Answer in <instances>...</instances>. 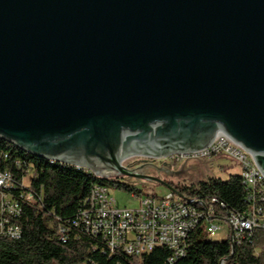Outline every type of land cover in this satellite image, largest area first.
Listing matches in <instances>:
<instances>
[{"label":"water","instance_id":"1","mask_svg":"<svg viewBox=\"0 0 264 264\" xmlns=\"http://www.w3.org/2000/svg\"><path fill=\"white\" fill-rule=\"evenodd\" d=\"M219 137L264 176V0H0L4 142L177 194L122 162Z\"/></svg>","mask_w":264,"mask_h":264},{"label":"trees","instance_id":"2","mask_svg":"<svg viewBox=\"0 0 264 264\" xmlns=\"http://www.w3.org/2000/svg\"><path fill=\"white\" fill-rule=\"evenodd\" d=\"M19 164H16V162ZM0 172L11 174V193L19 201L21 213L14 220L21 235L18 240L0 238V264H170L169 251L156 248L141 260L123 254L110 256L101 238L80 235L72 222L85 205L94 185L128 186L101 179L84 169L49 163L27 154L0 139ZM28 177V184L23 180ZM187 197L212 196L225 204L226 211L245 208L246 189L239 175L227 181L209 178L193 185H171ZM33 195L34 203L25 200ZM69 227L65 242L58 231ZM264 264V230L255 229L250 239L232 248L227 241H214L198 226L189 236L186 255L172 264Z\"/></svg>","mask_w":264,"mask_h":264},{"label":"built area","instance_id":"3","mask_svg":"<svg viewBox=\"0 0 264 264\" xmlns=\"http://www.w3.org/2000/svg\"><path fill=\"white\" fill-rule=\"evenodd\" d=\"M224 157L238 166L246 189V206L241 211H226L225 204L212 196L187 197L178 192H169L162 198L149 193L140 200L139 208L120 209L110 195V187L96 184L84 207L68 225L80 235L101 238L110 256L123 254L138 260L156 248L169 251L170 264L180 260L186 255L190 234L198 226H202L211 239L223 232V241L234 248L250 239L255 229L264 230V176L246 151L219 137L204 149L174 153L162 161L181 166L189 161H219ZM22 183L26 186L28 177ZM13 188L17 186L11 174L0 172V238L18 240L21 231L13 222L21 208L11 193ZM25 200L35 202L31 193L26 194ZM68 231L69 227L59 229L61 241L65 242Z\"/></svg>","mask_w":264,"mask_h":264},{"label":"rangeland","instance_id":"4","mask_svg":"<svg viewBox=\"0 0 264 264\" xmlns=\"http://www.w3.org/2000/svg\"><path fill=\"white\" fill-rule=\"evenodd\" d=\"M138 157L130 158L122 162V166L129 167V163L133 160H137ZM144 159V158H140ZM151 160V159H144ZM160 161L154 163V167L159 168L161 166ZM137 172L142 176L153 177L154 173H157L153 168H136ZM88 171V170H86ZM172 171L180 172V175L175 176L172 182H176L184 185H193L199 182L208 180L209 178L220 179L227 181L230 177L239 175L240 170L237 165L233 164L231 160L222 158L219 161L211 159L210 161L194 160L189 161L181 166H172ZM92 173V171H89ZM156 175V174H155ZM107 180H113L117 183L128 186L129 191L124 188L118 189L115 186L110 187V195L114 199L116 206L120 209H137L140 206V200L146 198L149 193L162 198L169 194V190L157 183L141 184L134 181L116 176L112 178H106ZM27 183V180L25 181ZM225 226H223L224 228ZM224 239L223 232H219L214 241H222Z\"/></svg>","mask_w":264,"mask_h":264},{"label":"flooded vegetation","instance_id":"5","mask_svg":"<svg viewBox=\"0 0 264 264\" xmlns=\"http://www.w3.org/2000/svg\"><path fill=\"white\" fill-rule=\"evenodd\" d=\"M156 161H160L162 162L161 163V166L159 168H156L154 167V163ZM164 164H166L167 166H164ZM130 165V168H140L141 169H144V168H153L154 170H156L157 173H154L152 176L155 177V178H158L162 181H164L166 184L168 185H178L179 183H176V182H172V179L175 177L174 175H169L170 172H172L173 174L174 173H177V171H172V166L171 164H169L168 162L166 161H162V160H144V159H140L138 158L137 160H133L129 163ZM184 165V164H182ZM169 167V168H168ZM156 174V175H155Z\"/></svg>","mask_w":264,"mask_h":264}]
</instances>
